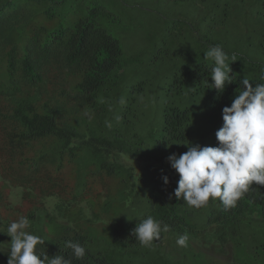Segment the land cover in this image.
I'll list each match as a JSON object with an SVG mask.
<instances>
[{"label":"trees","instance_id":"trees-1","mask_svg":"<svg viewBox=\"0 0 264 264\" xmlns=\"http://www.w3.org/2000/svg\"><path fill=\"white\" fill-rule=\"evenodd\" d=\"M216 45L234 76L222 93ZM262 74L264 0H0V251L26 216L71 264H264V186L194 208L168 159L218 146L222 109ZM149 215L169 229L151 247L131 235Z\"/></svg>","mask_w":264,"mask_h":264},{"label":"clouds","instance_id":"clouds-1","mask_svg":"<svg viewBox=\"0 0 264 264\" xmlns=\"http://www.w3.org/2000/svg\"><path fill=\"white\" fill-rule=\"evenodd\" d=\"M204 58L214 61L210 76L213 84L208 85L222 93L225 86L233 84L229 55L219 45L204 52ZM233 62L235 57H232ZM264 80V74L260 77ZM244 78L242 88L236 94L230 107L222 109V127L215 133L218 146H193L184 144L187 151L173 154L168 159L171 167L178 174L174 195L187 205L201 208L210 199H219L224 208L230 209L250 190L255 183L264 186V83H255ZM119 103L125 100L121 97ZM119 119V117H116ZM110 126V125H109ZM167 184V177L164 178ZM31 221L20 216L12 221L6 231L11 237L7 252V264H71L62 256L49 257L39 246L45 239L29 229ZM168 226L149 215L142 219L132 230L137 242L151 247L154 241L167 232ZM189 237L185 233L176 239V244L186 247ZM0 245H5L0 243ZM77 259H83L86 249L80 243L66 242Z\"/></svg>","mask_w":264,"mask_h":264},{"label":"rangeland","instance_id":"rangeland-1","mask_svg":"<svg viewBox=\"0 0 264 264\" xmlns=\"http://www.w3.org/2000/svg\"><path fill=\"white\" fill-rule=\"evenodd\" d=\"M10 191H11V192H10L9 200H10L11 203H13V204H18V203L20 202V197H19V192H18V190L11 189ZM53 203H54V201L51 200V199L48 200V201H46V207H47L49 210H51L52 207H53ZM214 250H215V248H213V250H212L210 253L214 254L215 257H218V258H220V259H226V260H227V258L224 257V256L216 255L217 252L214 251Z\"/></svg>","mask_w":264,"mask_h":264}]
</instances>
